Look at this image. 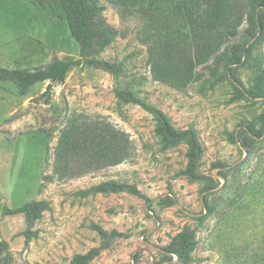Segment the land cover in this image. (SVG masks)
Returning <instances> with one entry per match:
<instances>
[{
	"label": "rangeland",
	"instance_id": "1",
	"mask_svg": "<svg viewBox=\"0 0 264 264\" xmlns=\"http://www.w3.org/2000/svg\"><path fill=\"white\" fill-rule=\"evenodd\" d=\"M106 3L108 21L126 30L117 8ZM248 45L247 56L237 66L239 80L225 70L215 77L210 64L200 66L202 78L186 88L154 79L147 46L133 30L102 52V57L122 65L121 85L135 79L141 96L168 113L178 128L198 131L205 146L203 172L220 182L217 190L226 185L211 197L220 210L209 216L204 181L190 180L183 172L189 162L188 144L167 145L157 135L151 113L137 104L120 105L110 73L74 65L47 94L46 82L21 95L12 82L0 80V196L12 209L33 200L50 205L31 227L37 235L29 241L23 234L29 228L24 215L3 219L2 236L10 242L15 263L70 264L75 254L107 241L111 247L91 264H179L176 256L165 260L169 254L164 249L189 226L198 241L190 264H227L232 246L243 261L264 264V139L243 131L249 126L262 130L264 100L247 97L237 88H252L263 73L264 34ZM80 56L66 21L52 19L35 0H0V65L27 68L54 57L74 61ZM74 112L109 117L131 135L135 157L79 178L50 181L55 146ZM244 136L251 143L248 151L240 146ZM108 179L137 184L152 202L125 191L89 190ZM172 194L178 204H158L159 197ZM94 225L126 235L110 238Z\"/></svg>",
	"mask_w": 264,
	"mask_h": 264
},
{
	"label": "trees",
	"instance_id": "2",
	"mask_svg": "<svg viewBox=\"0 0 264 264\" xmlns=\"http://www.w3.org/2000/svg\"><path fill=\"white\" fill-rule=\"evenodd\" d=\"M49 11L52 19L66 21L70 32L80 46V58L74 61L52 58L49 63L27 68H9L0 65V80L12 82L21 95H26L38 82L49 81L44 94H47L57 80H65L74 65H91L111 74L114 79L113 92L118 103L137 104L153 115L156 120L155 131L167 145L182 142L188 144L189 162L183 171L190 180L204 181L203 199L208 215L219 211L212 200L216 193L225 190L213 176L202 170L205 146L194 127L178 128L171 116L158 106L150 103L135 89V79L126 85L119 83L123 67L116 61L102 57V52L118 37H127L133 30L141 43L147 46L149 63L154 79L168 85L186 88L202 78L200 66L212 65V74L221 75L227 71L234 79L237 66L243 63L250 48V42L264 34V0H35ZM114 5L126 30L111 24L106 15L107 3ZM133 28V29H130ZM128 29V30H127ZM243 38L242 42L236 41ZM237 88L250 98L264 100V71L258 76L252 88ZM264 118V113L262 115ZM246 135H256L264 139L262 130L254 127L244 128ZM236 134H234L235 137ZM240 140L245 151L250 149L246 137ZM235 142H238L235 139ZM136 155V144L131 135L121 129L109 117L102 114H85L74 112L61 130L53 157V172L48 175L50 181L55 179L79 178L91 172L107 167L117 166L132 160ZM219 164H214L217 167ZM93 193L129 192L145 199H152L135 183L117 179L104 180L93 185ZM217 190V191H216ZM227 198L231 196L225 193ZM158 204H178L175 195L159 197ZM50 205L45 200H33L12 209L4 204L0 196V264H16L10 249V242L3 238L1 223L7 216L22 214L27 226L24 231L29 241L37 232L31 227ZM199 219L205 216H198ZM102 235L110 238L125 236L116 229L109 232L101 226L94 225ZM198 245L194 230L186 226L173 237L165 247L169 254L165 260L179 264H190L193 252ZM110 243L104 242L86 253L75 254L70 264H91ZM227 264H258L243 261L234 246L227 250ZM235 258L236 261L229 258ZM139 256L134 255L138 260ZM223 264V263H222Z\"/></svg>",
	"mask_w": 264,
	"mask_h": 264
},
{
	"label": "crops",
	"instance_id": "3",
	"mask_svg": "<svg viewBox=\"0 0 264 264\" xmlns=\"http://www.w3.org/2000/svg\"><path fill=\"white\" fill-rule=\"evenodd\" d=\"M46 83H49V81H45Z\"/></svg>",
	"mask_w": 264,
	"mask_h": 264
}]
</instances>
